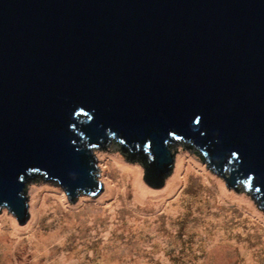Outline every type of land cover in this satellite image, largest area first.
<instances>
[{"label": "water", "instance_id": "obj_1", "mask_svg": "<svg viewBox=\"0 0 264 264\" xmlns=\"http://www.w3.org/2000/svg\"><path fill=\"white\" fill-rule=\"evenodd\" d=\"M186 148L264 208V0H0V208L19 224L34 173L73 201L100 190L92 153L119 152L166 188Z\"/></svg>", "mask_w": 264, "mask_h": 264}, {"label": "rangeland", "instance_id": "obj_2", "mask_svg": "<svg viewBox=\"0 0 264 264\" xmlns=\"http://www.w3.org/2000/svg\"><path fill=\"white\" fill-rule=\"evenodd\" d=\"M179 154L186 156V163L195 160L200 167L183 173L165 199L152 200L150 205L137 202V208L131 206L129 188L123 198L103 197L105 183H116L120 177L111 163L115 156L137 166L143 182L141 165L130 164L119 152L92 153L100 190L89 196L78 194L73 201L56 182L34 173L23 189L27 219L21 225L2 207L0 228L5 227L1 222L6 218H12L20 229L32 221L33 241L46 239L45 251L37 252L27 243L31 233H20L9 241L4 230L0 247L6 246L8 252L0 256V264H264V208L257 198L248 187H228L224 178H228L227 173L217 174L208 162L200 161L198 153H192V148L174 154L166 182L173 175ZM218 183L227 195L249 201L263 220L249 215L251 210L227 197L217 202ZM145 186L156 192L164 188ZM33 189L37 193L32 201ZM32 204L37 210L33 220ZM172 205L176 213L171 211Z\"/></svg>", "mask_w": 264, "mask_h": 264}, {"label": "bare ground", "instance_id": "obj_3", "mask_svg": "<svg viewBox=\"0 0 264 264\" xmlns=\"http://www.w3.org/2000/svg\"><path fill=\"white\" fill-rule=\"evenodd\" d=\"M112 161V162H111ZM110 162L112 163L113 167L120 173V177H117L118 180L116 183H113L112 181H108L105 183V192L103 197H117L121 196L122 198L125 196L127 189L131 191L132 200H131V206H134V208H137V202L140 204H152V200H156L159 198L165 199V197L171 195V192L174 190V185L176 182H179L182 180V174L186 173L190 168L197 169L200 167V165L195 160H190L186 163V156L184 154H179L175 158V170L173 172L172 177L166 182V188L164 187L161 191H151L149 190L142 182L141 180V171L137 166L129 165L126 163L122 158H119L117 156L113 157ZM188 166V167H187ZM203 178L205 181H209L207 176L203 174ZM220 187V194H216L217 202H220V200H223V197H227L229 201L232 203L234 202L238 206H243L244 209H247L249 212L248 214L257 218H261L260 220H263L262 217H260L257 213H255L254 209L251 207V204L249 201H247L244 197L235 196L234 194H226V191L223 189L222 184L218 183ZM37 191L36 189L31 190L32 194V201L35 200ZM150 200V201H149ZM36 209L35 205L32 204L31 206V213H32V220L36 218ZM171 211L175 213L178 211L173 205L171 206ZM3 222L5 224V227L0 228V236L2 235V231L6 230L8 231V240L14 241V237H18L20 233L27 232L29 235V238L27 240L28 244H33L34 249L37 248V252L39 251H45V240L46 239H40L37 240L34 238V230L32 227V221L23 229H20L16 226L14 220L12 218H6L1 223L3 225ZM52 235V234H51ZM32 239V240H31ZM6 252L8 250L6 249V246L0 247V256H6Z\"/></svg>", "mask_w": 264, "mask_h": 264}, {"label": "trees", "instance_id": "obj_4", "mask_svg": "<svg viewBox=\"0 0 264 264\" xmlns=\"http://www.w3.org/2000/svg\"><path fill=\"white\" fill-rule=\"evenodd\" d=\"M135 153V155L137 156H142L144 155L145 153H147V150H143V152L140 151L139 148H137L135 151H133Z\"/></svg>", "mask_w": 264, "mask_h": 264}]
</instances>
